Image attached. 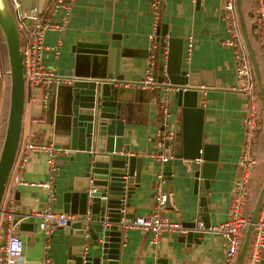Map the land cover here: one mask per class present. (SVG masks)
<instances>
[{"label": "crops", "instance_id": "crops-1", "mask_svg": "<svg viewBox=\"0 0 264 264\" xmlns=\"http://www.w3.org/2000/svg\"><path fill=\"white\" fill-rule=\"evenodd\" d=\"M49 1L32 0L31 7L38 5L41 8ZM154 4H157L159 12L156 26ZM239 5L252 50L254 54L258 51L262 57L260 44L253 35V32L257 33L255 3L252 0H240ZM225 12V0H72L66 28L63 31L48 30L44 34V45L55 48L58 53L45 49L41 56L42 66L52 69L61 77L73 79L90 78L88 76L94 69H102V66L94 68L95 54L83 52L81 43H106L114 35L122 42L126 53L120 57V73L132 77V80L120 83L122 89L119 101L126 117L124 144L143 157L140 183L134 186L131 195L129 218L132 214L136 217L155 212L153 197L156 174L159 170L164 171V165L148 154H160L162 151L157 139L164 112L161 104L153 98L151 90H135L123 84L142 78L148 65L152 66V76L156 80L162 77L151 42H154L157 30L163 29L164 25L168 29L167 38L181 40L178 43L182 44L183 67L205 70L213 78L214 87L205 88L206 93L202 94L203 136L204 142L217 147L219 161L209 189H195L192 174L182 161L172 160V192L169 206L166 205L161 213L169 220L182 224L200 219V198L202 190H205L208 191L210 225L224 222L229 217L232 188L243 171L240 165L245 149L242 119L248 107V97L234 89L237 88L234 54L232 48L223 44L231 35L229 24L224 19ZM62 15L63 9L58 7L52 21L60 22ZM237 15L238 31L246 46L238 10ZM252 25H255L253 31ZM189 43L190 52L187 53ZM6 52L4 36L0 30V61L4 66L8 65ZM97 56L98 60L107 61L106 57ZM70 83L54 86L45 108L40 102L42 91H27L25 98L20 140L30 138L36 143H51L60 151L56 156L52 193L36 185L50 180L46 155L32 152L20 168V152L16 154L1 205L0 244L8 233L9 223L5 213H25L19 220L24 224L16 226L23 243L19 264H44L45 260H50V264H67L64 228H55L51 235H46L38 228V219L33 214L47 205L54 211L63 212L62 193L67 181L69 177L81 174L73 169L65 145L67 137L63 135V122L70 102ZM31 93L36 95L35 101H31ZM163 103L167 107L166 118L169 123H173L175 106ZM250 153L256 165L249 173V199L245 206L249 215L252 214L264 181V120L260 124L257 139L251 144ZM81 165L84 166V163ZM259 217L264 219V197L257 219ZM243 232L244 241L246 231ZM151 238V233L138 229L127 230L122 237L125 245H122L120 251L119 264H224V248L218 234L204 233L201 238H193L188 242L186 235L164 233L158 245L152 243ZM258 264H264V257Z\"/></svg>", "mask_w": 264, "mask_h": 264}, {"label": "water", "instance_id": "water-1", "mask_svg": "<svg viewBox=\"0 0 264 264\" xmlns=\"http://www.w3.org/2000/svg\"><path fill=\"white\" fill-rule=\"evenodd\" d=\"M240 0H236L241 27L248 55L255 73L259 93L264 106V86L259 77L258 65L246 35L240 14ZM30 9L32 0H22ZM163 27V26H162ZM255 25L251 26V31ZM0 30L4 36L10 75L9 109L0 151V211L7 182L17 154L22 129L26 98L23 74L20 35L7 0H0ZM168 29H158L153 46L156 65L161 68L159 87L151 90L153 98L160 105L168 102L175 106V120L169 123L163 113L157 141L161 153L168 157L162 164L165 178L166 205L172 192V160L179 159L192 174L194 188L209 189L219 161L217 147L204 142L202 88L214 87L212 76L205 70H190L183 66L181 40L167 38ZM255 38L258 33H254ZM83 52L93 53V63L102 69L93 70L88 77L74 78L69 85V107L65 115L64 133L66 149L71 156L73 169L80 175L69 177L62 193V210L75 216L64 226L66 237L67 264H119L122 248L123 219L129 218L130 200L134 186H139L143 157L124 144L123 115L119 96L120 83L131 79L120 73V57L126 51L118 36H112L106 43H81ZM79 46V44H78ZM107 61L98 60L99 56ZM163 61H165L163 65ZM209 76V77H208ZM107 79V80H105ZM141 78L137 79L140 80ZM170 100V101H169ZM165 134V135H164ZM84 163V166L81 164ZM264 197V181L254 205L250 222L259 214ZM208 191L202 190L200 205L204 227L210 225ZM25 213L14 214L12 225ZM24 223L19 222L21 227ZM194 227V222L183 223ZM250 224L235 264H242L252 232ZM202 232L190 231L187 241L201 238Z\"/></svg>", "mask_w": 264, "mask_h": 264}, {"label": "built area", "instance_id": "built-area-1", "mask_svg": "<svg viewBox=\"0 0 264 264\" xmlns=\"http://www.w3.org/2000/svg\"><path fill=\"white\" fill-rule=\"evenodd\" d=\"M14 16L16 27L20 35V46L22 51L23 74L25 80L26 95L27 91L40 90L42 97L40 102L42 107H46L54 86L69 84L73 78H65L57 75L52 69H47L41 64V56L45 49L55 50L44 45V34L48 30L63 31L68 23L70 5L72 0H50L43 7L38 5L25 9L22 0H7ZM256 6V26L260 36L261 45L264 50V0H252ZM58 7H62L63 15L61 21H52ZM157 4H154V26L159 16ZM224 19L229 24L230 37L223 44L232 48L235 59V78L237 88L235 90L244 93L248 97V107L242 119L244 136V150L240 159L243 166L241 175L235 180L232 188L230 201L229 217L226 221L204 227L199 218L191 220L195 223L194 227H186L181 222L169 220L162 215L161 210L166 207L165 178L162 170L156 174L157 182L153 197L155 212L150 215L136 216L133 219H123L122 237L127 230L138 229L143 232L151 233L152 243L158 245L164 233L186 235L190 231L218 234L222 238L224 248V264H235L237 256L243 243L244 230L252 225V232L249 245L245 254L244 264H258L264 257V219L259 217L254 222L245 214L247 184L250 169L256 165V160L251 156L250 147L254 140L255 132L259 129V106L256 97V77L248 55L246 46L238 31V15L236 10V0H225ZM236 30V31H235ZM152 39V37L150 38ZM154 42H151L153 46ZM191 43L186 47L187 53L190 52ZM55 53H58L55 50ZM1 58V53H0ZM9 65H3L0 61V122L4 107V101L8 86ZM123 82V81H122ZM125 86L135 90H152L159 87V83L152 76V66L146 67L144 76L140 80L124 82ZM206 89L202 88L205 95ZM31 101L36 100V95L31 93ZM163 112L167 113L166 103H162ZM165 135V134H164ZM158 133V137L160 138ZM1 151V150H0ZM60 150L54 148L51 143H36L30 138L20 140L18 152L19 167L22 168L28 159V154L35 152L45 154L49 168L50 180L36 184L52 193V178L56 168L57 153ZM161 164L168 160V157L161 153L151 152L148 154ZM16 158V157H15ZM15 162V161H14ZM14 165V164H13ZM5 195V193H4ZM4 198V197H3ZM13 212L5 213L8 225V233L2 244H0V264H19L22 258L23 243L16 230L19 223L12 225ZM38 219V228L46 235H51L55 228H62L67 225L75 216L69 213L54 211L49 205L37 210L33 214ZM125 245V242L122 243ZM44 264H50V260H45Z\"/></svg>", "mask_w": 264, "mask_h": 264}, {"label": "trees", "instance_id": "trees-1", "mask_svg": "<svg viewBox=\"0 0 264 264\" xmlns=\"http://www.w3.org/2000/svg\"><path fill=\"white\" fill-rule=\"evenodd\" d=\"M257 33H258V29H257ZM256 41H257V43L260 44V47H261L260 49H262L261 51L263 53V56L262 57H261V54L259 55L258 51H256V54H254V55H255V58H256L257 65H258L259 77H260V80L262 82V85L264 86V50H263V47L261 45V40H260L259 34H258V37H257V40ZM254 53H255V51H254ZM6 54H7V52H6ZM9 89H10V77L8 76L7 92H6V97H5V101H4V107H3V112H2L1 122H0V150H1V144H2V141H3V134L1 133V130H2L3 125H4V129H5L6 122H7V117H8L9 91H10ZM256 97H257L256 100L258 102L259 110H260L259 111L260 112L259 124H261L262 120H264V106H263V103H262L261 95L259 93V88H258L257 80H256ZM4 113H5V119L3 117ZM258 132H259V129L255 132L254 141L257 139ZM250 180H251V177H249L248 184H247L246 204H247L248 199H249L248 192H249V183H250ZM246 214H247V212H246ZM247 215L250 216L249 214H247ZM244 260H245V258H244ZM244 260L242 261V264H244Z\"/></svg>", "mask_w": 264, "mask_h": 264}, {"label": "rangeland", "instance_id": "rangeland-1", "mask_svg": "<svg viewBox=\"0 0 264 264\" xmlns=\"http://www.w3.org/2000/svg\"><path fill=\"white\" fill-rule=\"evenodd\" d=\"M8 109H9V107H8ZM5 112H6V111H5ZM3 117H4V119H5V113H4ZM6 123H7V122H6ZM5 130H6V127H5V129H4V125H3L2 130H1V133L3 134V139H4ZM2 144H3V141H2ZM2 144H1V147H2Z\"/></svg>", "mask_w": 264, "mask_h": 264}, {"label": "clouds", "instance_id": "clouds-1", "mask_svg": "<svg viewBox=\"0 0 264 264\" xmlns=\"http://www.w3.org/2000/svg\"><path fill=\"white\" fill-rule=\"evenodd\" d=\"M9 65V64H8Z\"/></svg>", "mask_w": 264, "mask_h": 264}]
</instances>
